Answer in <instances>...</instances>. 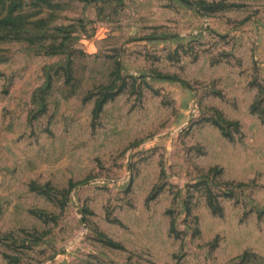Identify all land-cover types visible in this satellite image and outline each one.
Masks as SVG:
<instances>
[{"label":"rangeland","instance_id":"374dc122","mask_svg":"<svg viewBox=\"0 0 264 264\" xmlns=\"http://www.w3.org/2000/svg\"><path fill=\"white\" fill-rule=\"evenodd\" d=\"M0 264H264V0H0Z\"/></svg>","mask_w":264,"mask_h":264}]
</instances>
